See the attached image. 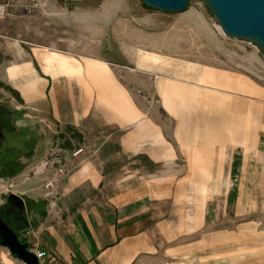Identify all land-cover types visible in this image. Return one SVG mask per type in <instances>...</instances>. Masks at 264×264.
<instances>
[{
	"label": "crops",
	"instance_id": "0c3cea01",
	"mask_svg": "<svg viewBox=\"0 0 264 264\" xmlns=\"http://www.w3.org/2000/svg\"><path fill=\"white\" fill-rule=\"evenodd\" d=\"M119 2L106 0L98 11H85L82 5L76 10L84 21L101 24L110 11L118 13ZM120 19L114 21L115 40L129 49L123 25L129 29L131 20ZM189 19L208 31L204 21ZM6 45L0 82L23 102L12 114L33 146V159L22 160V170L7 177L27 207L21 221L7 216L20 240L64 264H172L174 257L187 264L189 256L194 264H203V245L217 241L216 233L210 239L203 234L208 203L221 194L217 186L232 182L242 162L228 149L238 134L235 104L253 96L263 101L264 88L241 72L169 50L141 51L127 66L103 56L30 47L12 37ZM250 101L238 118L243 146L252 120L260 142L264 135V112L252 119ZM55 136L80 137L84 152L73 157L70 152L79 147L63 148ZM43 137L48 138L47 150ZM53 147L64 152L67 174L56 178L55 196L48 198L44 183L55 170L39 165ZM129 164L136 171L118 172ZM226 192L228 204L234 192ZM225 232L223 247L234 258L236 234L232 228ZM0 264L24 262L0 249Z\"/></svg>",
	"mask_w": 264,
	"mask_h": 264
},
{
	"label": "rangeland",
	"instance_id": "374dc122",
	"mask_svg": "<svg viewBox=\"0 0 264 264\" xmlns=\"http://www.w3.org/2000/svg\"><path fill=\"white\" fill-rule=\"evenodd\" d=\"M6 1L13 4L27 3V0H0L2 3ZM90 1H92L90 5H83L84 2L81 0H47V6L43 9L33 8L23 11L22 7H18L14 11L13 18L0 19V59L7 48L6 39L9 37L22 39L30 47L32 44L34 47L39 44L45 48H55L76 56L78 54L103 56L114 62L124 61L127 66L132 63V55L135 54L134 58H137L141 51L155 50L161 53L163 50H169L171 53H179L184 58L198 60L203 64L208 63L241 72L264 88V52L254 43L226 37L218 27L220 24L216 22L211 10L202 0H190L184 11L175 13L156 11L145 6L140 0H119L121 4L119 2L115 7L118 13L110 11L109 19L101 24H95L91 20L84 21L76 10L82 5L84 8L81 9L85 11H98L102 7L101 3L106 0H88ZM122 17L124 22L128 21L127 19L131 20L128 21L131 23L129 29L123 25L125 35L129 37L127 39L129 49H122L121 42L119 45L115 40L114 21L118 18L122 21L120 19ZM189 17H197L204 21L208 31L200 30L199 28L203 26L194 20L187 21ZM7 33L11 36L7 37ZM245 101L235 104L237 111L235 132L238 134L234 148H228L231 157L233 152L242 157V164L237 167L232 182L217 186L218 191L221 192L219 198L214 197L208 203V216L205 218L206 228L203 234L205 238L210 239L211 234L216 233L214 239L217 241H213L214 244L209 241L203 245V264H264V135L260 142L258 135L254 134L257 126L254 125L255 120H252L253 129L248 137V144L243 146L245 137L239 134L242 132L240 127L243 122L238 118L240 112L247 111L246 104L250 100ZM0 103L7 108V111L19 108L23 104L16 97L15 92L9 87H4L1 82ZM249 106H251L252 119L257 118L260 113L263 115L264 100L253 96ZM218 107H220V116L226 114L222 104ZM11 116V124L17 133L8 135L3 143L5 148L2 147L0 150V184L2 185H6L8 181V170L20 172L23 166L22 160L30 159L33 155L32 150L29 149V146H32L31 141L28 140L30 135L25 130L17 131L19 128L17 118L13 114ZM55 137L63 148L79 147L83 144L82 139L79 140L80 137L71 136L69 140L67 137L63 140ZM56 139L54 138L53 141ZM42 142L43 148L47 150L48 138L43 137ZM83 152L84 149L81 154ZM124 160L130 159L124 157ZM3 162H7L6 167L2 165ZM128 167L131 168H124L118 172L124 174L127 170H135L131 164ZM224 171L229 170L226 168ZM214 186L216 185H212ZM228 188L233 190L234 196L232 195V201L227 204ZM0 200L7 203L5 193H0ZM2 205L0 203V208ZM188 222L190 225L195 224L189 217ZM228 228H232L236 234L234 258L231 252L228 255V248L223 247L228 242V235L225 232ZM0 247L9 252L7 247ZM196 253L197 250L192 252L193 259L197 257ZM188 258L187 264H194L190 256ZM179 259L174 257L172 264H178Z\"/></svg>",
	"mask_w": 264,
	"mask_h": 264
},
{
	"label": "water",
	"instance_id": "95a60500",
	"mask_svg": "<svg viewBox=\"0 0 264 264\" xmlns=\"http://www.w3.org/2000/svg\"><path fill=\"white\" fill-rule=\"evenodd\" d=\"M140 1L156 11L169 13L184 11L190 2V0ZM202 2L211 10L226 37L254 43L264 52V0H202ZM8 111L11 114L13 112L10 109ZM15 128L17 129V126ZM6 200V206L17 210H13L12 214L18 212L22 218L25 217L27 207L24 199L12 192L7 195ZM16 217L18 218V215ZM19 236V232L0 214V245L6 246L10 254L22 260L24 264H40L32 251L31 243L21 241Z\"/></svg>",
	"mask_w": 264,
	"mask_h": 264
},
{
	"label": "built area",
	"instance_id": "2783aa9c",
	"mask_svg": "<svg viewBox=\"0 0 264 264\" xmlns=\"http://www.w3.org/2000/svg\"><path fill=\"white\" fill-rule=\"evenodd\" d=\"M26 2V1H25ZM45 6H47V0H27V3L23 4H13V2L6 1L5 3L0 2V19H5V18H13L14 17V11L18 7H22V9L29 10L33 8H41L43 9ZM218 27L221 30L220 25ZM83 147L72 150L70 152V155L73 157L77 158L80 156L81 152L83 151ZM64 152L61 150L57 149L56 147H53L52 150L49 152V154L44 158V160L41 162L39 166H43L46 169H51L54 167V177L44 183L46 192L44 193L45 196L48 198H53L55 196L56 192V178L58 176H66L67 170L63 168V164L66 160L62 155ZM37 172L38 170H34ZM15 186L14 183L10 180L6 182V185L0 184V193H5V196L11 194L14 192ZM32 251L34 252L35 256L39 259L40 264H64V261L56 256L49 254V252L45 249H39L32 247Z\"/></svg>",
	"mask_w": 264,
	"mask_h": 264
},
{
	"label": "flooded vegetation",
	"instance_id": "af4514ba",
	"mask_svg": "<svg viewBox=\"0 0 264 264\" xmlns=\"http://www.w3.org/2000/svg\"><path fill=\"white\" fill-rule=\"evenodd\" d=\"M11 119H12L11 113L7 111V108L3 106L2 103H0V131L2 132V137H0V144H1L0 150L2 149V147H4L3 143L6 141L8 135L17 133L15 132V129L13 128L11 124L12 123ZM13 210H16V209L14 207L11 208L10 206H6L5 204V205H2V207L0 208V214L6 219V221H8L7 216H10L9 214L14 215L15 218L20 219V221L23 220L22 216H20L18 212L15 214H12ZM16 215H18V218L16 217Z\"/></svg>",
	"mask_w": 264,
	"mask_h": 264
},
{
	"label": "trees",
	"instance_id": "16d2710c",
	"mask_svg": "<svg viewBox=\"0 0 264 264\" xmlns=\"http://www.w3.org/2000/svg\"><path fill=\"white\" fill-rule=\"evenodd\" d=\"M2 165H4V167H6L7 166V162H3V164ZM3 167V166H2ZM8 169V168H7ZM8 172V174H7V177H9V176H11V174L12 173H16V172H14V171H11V170H8L7 171ZM2 175H4V174H2ZM7 222H9L10 223V221L8 220ZM22 241V240H21Z\"/></svg>",
	"mask_w": 264,
	"mask_h": 264
}]
</instances>
